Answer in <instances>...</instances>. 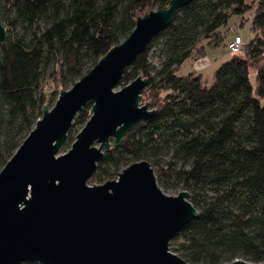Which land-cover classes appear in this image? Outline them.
Instances as JSON below:
<instances>
[{
  "label": "trees",
  "instance_id": "16d2710c",
  "mask_svg": "<svg viewBox=\"0 0 264 264\" xmlns=\"http://www.w3.org/2000/svg\"><path fill=\"white\" fill-rule=\"evenodd\" d=\"M170 1L0 2L8 33L0 45V172L57 95H42L45 78L54 88L73 87L132 33L138 18ZM248 15L254 40L218 69L212 87L200 75L178 74L207 45L217 47L228 38L233 17L244 25ZM152 49L158 51V67L150 63ZM263 57L264 0H195L123 77V87L140 76L149 81L142 100L157 113L105 154L92 181L104 184L147 161L158 168L159 184L191 193L200 216L170 244L189 264H264V63L256 67V90L250 80L251 68ZM91 109L77 115L70 145ZM167 157L168 167H161Z\"/></svg>",
  "mask_w": 264,
  "mask_h": 264
},
{
  "label": "water",
  "instance_id": "95a60500",
  "mask_svg": "<svg viewBox=\"0 0 264 264\" xmlns=\"http://www.w3.org/2000/svg\"><path fill=\"white\" fill-rule=\"evenodd\" d=\"M194 1L171 0L138 18L132 33L61 91L52 109L43 107L0 172V264H189L170 251L175 236L200 216L189 192L166 195L147 161L131 164L117 180L96 186L90 181L105 154L157 113L142 104L147 79L140 76L116 91L126 70ZM7 38L0 17V45ZM88 105L90 119L61 154Z\"/></svg>",
  "mask_w": 264,
  "mask_h": 264
},
{
  "label": "rangeland",
  "instance_id": "374dc122",
  "mask_svg": "<svg viewBox=\"0 0 264 264\" xmlns=\"http://www.w3.org/2000/svg\"><path fill=\"white\" fill-rule=\"evenodd\" d=\"M251 15H248L245 18L244 25H242L243 19L240 17H233L231 19V26L229 29V36L228 38L221 43L217 47H212L207 45L205 47V54L202 53V57L195 61H189L187 62L178 72L179 75L185 76L188 74H194V75H200L203 78V82L206 87H212L214 82V75L218 71V69L225 63L229 62L233 56V54L227 49V46L234 41L236 37H241L244 42V50H247V46L254 40L255 33L252 31V21H251ZM150 63L154 66H159L160 58L158 55V51L156 49H152L150 54ZM264 63V57L262 58L261 62L251 68L250 71V80L251 84L256 90L257 82H256V67L259 65H262ZM72 88L71 84H68L65 86V88H54L51 81L49 80V77L47 76L43 82V89H42V95L50 96L52 93H56V97L51 101V103H47L46 106H49V108H53L59 98V95L61 91L69 90ZM123 88L122 85H120L116 91H119ZM147 89V88H146ZM146 89L144 91H146ZM149 93V92H148ZM142 104H148L144 99L142 100ZM76 130V129H75ZM71 146L69 142L67 141L65 147L61 150V154L67 153ZM170 157L165 158L161 164V167H168V164L170 162ZM180 164L178 167L180 168ZM155 175L158 179L159 173L158 168L154 167ZM116 179L113 180H117ZM159 184V183H158ZM90 185L96 186L101 185L96 182L90 181ZM162 191L168 195V196H177L180 192L185 191L182 187H177L173 185L172 183H169L168 186H163L159 184ZM191 194V193H190ZM171 251V250H170ZM172 252V251H171ZM173 254H176L172 252ZM177 255V254H176ZM251 264V263H250Z\"/></svg>",
  "mask_w": 264,
  "mask_h": 264
},
{
  "label": "built area",
  "instance_id": "2783aa9c",
  "mask_svg": "<svg viewBox=\"0 0 264 264\" xmlns=\"http://www.w3.org/2000/svg\"><path fill=\"white\" fill-rule=\"evenodd\" d=\"M227 49L232 53V54H240L244 51V42L241 37H236L233 42H231L228 46Z\"/></svg>",
  "mask_w": 264,
  "mask_h": 264
},
{
  "label": "crops",
  "instance_id": "0c3cea01",
  "mask_svg": "<svg viewBox=\"0 0 264 264\" xmlns=\"http://www.w3.org/2000/svg\"><path fill=\"white\" fill-rule=\"evenodd\" d=\"M233 42V41H232Z\"/></svg>",
  "mask_w": 264,
  "mask_h": 264
}]
</instances>
